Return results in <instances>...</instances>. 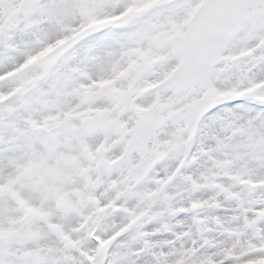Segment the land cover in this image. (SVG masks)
<instances>
[{"label": "snow or ice", "instance_id": "6c2138e0", "mask_svg": "<svg viewBox=\"0 0 264 264\" xmlns=\"http://www.w3.org/2000/svg\"><path fill=\"white\" fill-rule=\"evenodd\" d=\"M0 264H264V0H0Z\"/></svg>", "mask_w": 264, "mask_h": 264}]
</instances>
